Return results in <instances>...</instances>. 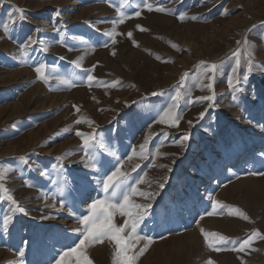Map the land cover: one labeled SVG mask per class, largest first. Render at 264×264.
Returning a JSON list of instances; mask_svg holds the SVG:
<instances>
[{
  "label": "rangeland",
  "instance_id": "obj_1",
  "mask_svg": "<svg viewBox=\"0 0 264 264\" xmlns=\"http://www.w3.org/2000/svg\"><path fill=\"white\" fill-rule=\"evenodd\" d=\"M10 15L18 22L0 27V169L9 190L0 192V224L12 215L14 225L7 233L0 226V264H53L78 243L72 230L83 226L71 213L87 214L103 198L97 181L117 159L132 187L156 194L133 197L153 203L139 229L152 243L137 264H264L259 236L231 250L257 230L264 236V0H0V25ZM29 37L36 43L22 48ZM40 63L47 82L35 72ZM212 63L214 78L205 79ZM173 103L178 126L163 116ZM92 133L99 171L84 152ZM202 230L229 243L217 252ZM114 253L107 239L86 249L92 264H114Z\"/></svg>",
  "mask_w": 264,
  "mask_h": 264
},
{
  "label": "snow or ice",
  "instance_id": "obj_2",
  "mask_svg": "<svg viewBox=\"0 0 264 264\" xmlns=\"http://www.w3.org/2000/svg\"><path fill=\"white\" fill-rule=\"evenodd\" d=\"M129 0H122L123 5H127ZM148 10H153L151 4H146ZM157 11H164L163 8H156ZM16 14L19 15V21L22 22L24 20V10L16 8ZM141 13L136 12V16H139ZM225 14H227L225 12ZM59 15V13H57ZM180 19H183L181 16ZM195 19V17H193ZM17 16L10 15L8 20L4 22L0 27H3L5 32L9 31V25H15L17 23ZM123 22L121 17L120 21H113V23ZM143 31L144 29L141 28ZM128 36L131 37L132 33H128ZM113 42H115L113 40ZM248 43L247 41H245ZM29 43L35 44L36 41H31V38H28V41L22 45V48L27 49ZM104 46H107L106 44ZM175 47V45H174ZM46 51V49H43ZM25 55H28L27 51H25ZM234 55H239V53H235ZM253 53L249 54V59L247 63V73H252L254 64L252 60ZM157 59H160L157 57ZM203 63V62H202ZM237 66H239L240 61L237 59ZM79 67V64H77ZM47 65L45 63H40L35 66V72L37 73L38 79H41L47 82L50 79V75L46 74ZM218 65L216 63H212L211 65L205 68V79H213L214 74L217 71ZM232 72H236V68L232 69ZM208 73H212L210 76ZM247 75L243 77V79H247ZM95 77L89 74L87 76V80L92 81ZM62 82L67 84L70 83L66 78H61ZM229 85L233 88L236 85H241V81L238 79L236 81V85L233 84L232 80L228 81ZM242 86V85H241ZM211 89V85H208ZM158 93H152V95H157ZM179 95V93L177 94ZM200 101H213L214 96H202L198 98ZM235 100V95L233 96ZM211 106V105H210ZM74 107H77L74 105ZM178 107L177 104L173 103L170 107L163 111V116L172 122V126H178V121L180 117L175 113V109ZM205 113H200V117L203 118ZM81 121H77L80 123ZM191 124V121H189ZM79 136H82L83 133L77 131L76 133ZM183 140H188V134H185L182 137ZM90 141L91 146L95 147L97 144V134L92 133L88 136V138L84 139V152L85 157L88 158V167L93 171H99L104 167V162L102 160L96 159L91 152L90 149ZM100 144H105L104 138H101L99 141ZM145 145H141V149L143 150ZM135 154V153H133ZM101 155L103 153L101 152ZM127 159L131 160L132 157L129 156ZM123 167V163L117 159V164L114 167V170L107 172L104 174L102 178H100L97 183L100 187V191L104 194L103 198H96L91 200L88 204V212L87 214H82L76 216L73 212L71 215L75 217L77 222L82 225V229H73V232H79L82 238L79 239L78 243L74 246H68L66 249L62 250L58 253V257L54 259L53 264H92L91 259L86 254V249L93 243H102L105 239L114 243L115 246V261L114 264H137V261L140 256H143L144 253L148 250L149 245L152 243L151 239L145 236L140 235L139 229L141 225L145 223V220L152 214L153 203L148 202L145 204L135 203L133 197L137 194L144 197L146 200L153 201L155 199L156 194L152 193H144L140 192L137 187H132L128 183L127 173L121 171ZM139 167V165H137ZM135 170V169H133ZM8 171V169H0V192L8 193L9 190L3 184L4 174ZM264 175V173H261ZM94 179V178H93ZM67 183V181H65ZM143 179L137 181V185L143 183ZM91 183V180L85 178L83 180V186H87ZM31 186V185H29ZM164 184H160L159 187L164 188ZM126 189V190H125ZM8 199L12 201L13 204L16 205V210L19 213H25V209L19 205V203L14 199V197L9 194ZM216 206H220V201L215 202ZM212 215L214 213H208ZM236 214L241 216L244 220H249V217L246 213L240 212L238 209L236 210ZM119 215L120 217H124L122 223L117 224L115 222V217ZM203 218V217H201ZM14 225V217L12 215H7L3 218L2 226L3 231L5 233L9 232L10 227ZM203 232L205 241L207 242L210 248H213L215 251H223L225 246L229 243V238L219 233H209ZM259 236L261 239H264V236H261L259 231L257 230L254 233L249 234V236L244 239L239 244H234L231 248L232 251L243 252L246 248L249 247L250 243L253 240V237ZM148 240V243L143 247L137 248L139 241ZM23 243L27 244V241ZM25 253L23 251L19 252V256L23 257ZM208 264H213L211 260L208 261Z\"/></svg>",
  "mask_w": 264,
  "mask_h": 264
}]
</instances>
